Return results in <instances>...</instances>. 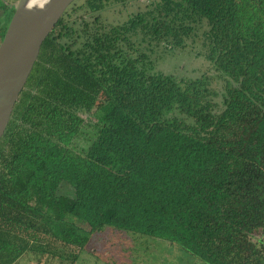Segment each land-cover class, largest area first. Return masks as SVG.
Here are the masks:
<instances>
[{"label":"trees","instance_id":"16d2710c","mask_svg":"<svg viewBox=\"0 0 264 264\" xmlns=\"http://www.w3.org/2000/svg\"><path fill=\"white\" fill-rule=\"evenodd\" d=\"M75 1L0 139V264H76L108 230L264 264V0H152L114 26ZM194 43L216 92L155 69Z\"/></svg>","mask_w":264,"mask_h":264},{"label":"rangeland","instance_id":"374dc122","mask_svg":"<svg viewBox=\"0 0 264 264\" xmlns=\"http://www.w3.org/2000/svg\"><path fill=\"white\" fill-rule=\"evenodd\" d=\"M11 1L16 6L18 0ZM151 1L108 0L103 9L94 15L99 16L105 25H120L137 13L144 12ZM75 2L79 6L84 3V0ZM80 14L83 13L80 12ZM199 51H201L200 45L194 43L183 51L162 55L156 61L152 56L155 69L184 79H194L202 74H207L212 79L211 89L216 92L219 81L215 78L210 63L203 58ZM103 120L104 116L99 111L88 117L90 124L105 123ZM86 129L89 135L92 134L93 130L90 126ZM105 229L107 230V228ZM133 236L114 230L103 231L93 237L90 244L86 246L87 251L79 255L76 264H199L195 257L186 253L176 244H170L154 237ZM46 260L44 259L42 264H61L56 259L49 257ZM17 264H35V261L20 260Z\"/></svg>","mask_w":264,"mask_h":264},{"label":"water","instance_id":"95a60500","mask_svg":"<svg viewBox=\"0 0 264 264\" xmlns=\"http://www.w3.org/2000/svg\"><path fill=\"white\" fill-rule=\"evenodd\" d=\"M75 0H18L0 42V139L41 46Z\"/></svg>","mask_w":264,"mask_h":264},{"label":"flooded vegetation","instance_id":"af4514ba","mask_svg":"<svg viewBox=\"0 0 264 264\" xmlns=\"http://www.w3.org/2000/svg\"><path fill=\"white\" fill-rule=\"evenodd\" d=\"M15 5L11 0H0V30L6 26L8 16L11 10H14ZM12 16V15H11Z\"/></svg>","mask_w":264,"mask_h":264}]
</instances>
